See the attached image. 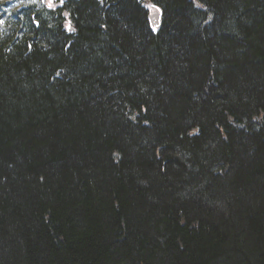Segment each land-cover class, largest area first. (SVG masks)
<instances>
[{"label": "trees", "instance_id": "obj_1", "mask_svg": "<svg viewBox=\"0 0 264 264\" xmlns=\"http://www.w3.org/2000/svg\"><path fill=\"white\" fill-rule=\"evenodd\" d=\"M7 1L0 264H264V0Z\"/></svg>", "mask_w": 264, "mask_h": 264}, {"label": "snow or ice", "instance_id": "obj_2", "mask_svg": "<svg viewBox=\"0 0 264 264\" xmlns=\"http://www.w3.org/2000/svg\"><path fill=\"white\" fill-rule=\"evenodd\" d=\"M52 4H51V0H49V7H51ZM157 11H159V9H156ZM0 23H3V21H0Z\"/></svg>", "mask_w": 264, "mask_h": 264}, {"label": "rangeland", "instance_id": "obj_3", "mask_svg": "<svg viewBox=\"0 0 264 264\" xmlns=\"http://www.w3.org/2000/svg\"><path fill=\"white\" fill-rule=\"evenodd\" d=\"M12 5H13V3H12Z\"/></svg>", "mask_w": 264, "mask_h": 264}]
</instances>
